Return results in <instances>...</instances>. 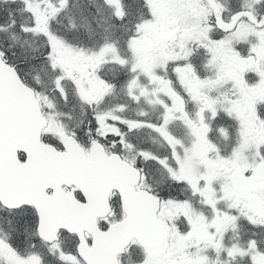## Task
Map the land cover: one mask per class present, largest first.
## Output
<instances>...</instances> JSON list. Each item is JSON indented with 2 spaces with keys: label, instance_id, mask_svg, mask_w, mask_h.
<instances>
[{
  "label": "snow or ice",
  "instance_id": "6c2138e0",
  "mask_svg": "<svg viewBox=\"0 0 264 264\" xmlns=\"http://www.w3.org/2000/svg\"><path fill=\"white\" fill-rule=\"evenodd\" d=\"M0 264H264V0H0Z\"/></svg>",
  "mask_w": 264,
  "mask_h": 264
}]
</instances>
